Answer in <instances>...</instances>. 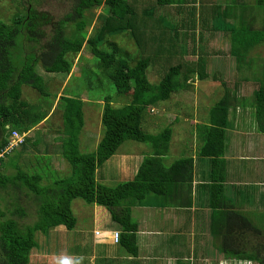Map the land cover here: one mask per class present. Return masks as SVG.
Instances as JSON below:
<instances>
[{"label": "trees", "instance_id": "obj_1", "mask_svg": "<svg viewBox=\"0 0 264 264\" xmlns=\"http://www.w3.org/2000/svg\"><path fill=\"white\" fill-rule=\"evenodd\" d=\"M50 1L17 0L19 6L8 21L0 18V151L7 145L12 131L26 134L19 145L22 154L28 147L37 151V138L28 136L27 132L47 112L37 102L30 105L24 101L22 91L28 87L41 96L49 95L38 67L49 74L68 75L72 69L69 56L81 52L86 44L94 63L90 69L82 70L85 83L88 88L112 87L114 91L112 94L107 90L104 94L102 136L90 152H82L79 146L78 138L85 122L82 99L61 96L62 131L57 129L54 149L58 147L61 157L69 163L68 176L45 183L44 171L43 174L29 172L17 164L7 165L15 170L5 173L6 165L0 157V264H29L30 253L37 246L36 232L47 234L60 226L73 230L77 220L71 203L75 198L106 208L120 229L117 241L131 256L138 252V223L131 216V206H161L169 200L176 201L175 207L190 208L194 158L181 156L165 163L171 148L172 128L167 126L153 134L142 123L150 110L161 108V101L168 102L173 94L188 88L192 76L199 80L212 77L211 81L224 88L223 95L208 111L207 123L197 125L201 145L196 155L210 162L208 192L213 246L226 264H264V226L256 225L245 212L230 211L219 200L224 191L229 114L236 112L234 108L240 101L247 100L238 96L237 88L243 82L234 81L230 87L226 77L242 66L250 67L253 48L264 41V19L255 26L256 17L264 10V0H226L217 6L205 4L200 10L192 6L184 8L190 0H66L67 8L58 17L44 7ZM173 5L188 20L181 22L162 12ZM257 7L260 10L255 17L253 11ZM97 8L101 9L99 14L94 11ZM214 16L218 25L212 26L216 29L220 22L224 24L228 20L224 29H220L223 33L219 41H227L229 45L224 53L229 57V66L223 74L215 65L216 68L207 71L202 42L198 39L201 35L197 36L196 30V27L209 29L208 19ZM120 37L133 39L137 51L129 53L111 40ZM188 42L191 49L187 53L200 51L201 57H184ZM216 52H207L206 58L215 59ZM149 72L157 78L155 81H150ZM253 80L257 83L252 93L255 124L257 131L264 134V80ZM114 95L123 97L124 103L113 104ZM127 141L147 144L150 152L141 153V162L132 179L102 184L96 179L98 168ZM48 149L43 152L47 153ZM35 159L40 168L47 158L35 155ZM125 202L131 206H123ZM232 212L240 216L235 225L230 221ZM30 214L34 218L26 222ZM178 245L185 253L190 251L186 243ZM201 249L202 254H208V247ZM195 252H200L199 248ZM218 258L212 264H219Z\"/></svg>", "mask_w": 264, "mask_h": 264}, {"label": "rangeland", "instance_id": "obj_2", "mask_svg": "<svg viewBox=\"0 0 264 264\" xmlns=\"http://www.w3.org/2000/svg\"><path fill=\"white\" fill-rule=\"evenodd\" d=\"M199 1L200 2L190 0L185 4L184 8L192 6L194 8L197 7L200 10L201 7H204L205 4L208 3L216 4L215 6H217L218 4H225L226 2V0ZM228 2L226 4H228ZM66 4V0H52L45 3L44 7L58 17L66 10ZM16 6H19L17 0H0V18L4 21H8L12 13L17 9ZM175 8L178 7L175 5L169 6L166 10L163 8L162 12L169 13V18H174L175 20L180 19L181 22L188 20V17H183V13L178 14V12L175 11ZM100 10V8H97L94 11L96 14H99ZM259 10V7L255 8L253 16L256 17ZM159 12L161 13V11ZM156 14H158V11ZM261 19H264V10L256 17L257 23L255 26L259 25ZM208 22H210V24L209 29L207 30L196 27V30L198 31L197 36L201 35L198 39L201 40V45L203 46L202 50L204 53H202V56H204L203 59H205V63L208 64L206 65L208 67L207 71H211V69H214L216 68L215 66H217V70H222V72L220 70L219 71L223 74L224 70L229 66V57L224 54L228 51L229 45L227 41H219L221 39L220 35L223 33L220 29L225 26L224 24L225 22H228V20L226 19L224 24L223 22H220L218 29L213 28L212 26V24H217L215 16L213 18H209ZM230 22L232 23V21ZM262 28H264V24L262 25ZM90 29L91 28H89V30ZM111 40H114L116 45L122 46L129 53L137 51L135 41L133 39L120 37ZM198 47L199 45L196 44V48ZM188 49H191L190 42L185 45L184 57L186 59H195V57L200 56L201 54L200 51H197L196 54H188ZM211 51L218 52H216L217 54L215 59L212 58L210 60L209 56L208 58L206 57L209 55L207 52ZM250 55L252 56V64L250 67L246 68L245 66H242L238 71L235 70V72H230L226 77L228 79L227 86L230 87L234 86V81H238L239 84L243 82V85L241 86L240 84L237 88L238 96L240 99H247L240 101L237 108H234L236 113L232 114L230 112L229 114L230 123L227 128V137H225V144L227 145L231 140V128L233 127V125H231L233 123L232 120H237L236 123H238L241 127H244L247 132L246 134L243 133L245 136L250 132L249 130L251 126L253 127L255 125L252 93L257 83L253 79L264 80V41L261 42L260 45L254 47ZM69 58L72 62V69L68 75L49 74L41 67H38L37 71L45 80V88L49 93L48 96H41L36 90L28 87L23 88L22 98L24 101L30 105L37 102L39 108L42 111L47 112V116L36 126L32 127L29 132H27L28 136L37 138V151L34 150L33 147H28V150L22 154V147L18 146L14 150L12 149L9 154L3 157V161L6 165L5 173H13L15 169L11 166L17 164L22 169L27 168L26 171L29 172L36 171L43 174L44 171L46 176L43 182L45 183L52 182V180L57 177H65L70 174L71 171L69 163L61 157L60 149L58 147L54 149V145L57 146L55 138L59 135L57 129L62 131V109L59 105L60 98L63 94L81 98L83 101L85 122L78 138L80 150L82 152L92 151L95 148L96 143L101 138L103 130L101 125V114L104 94L107 90L113 94L114 90L112 87H109V89L107 88L106 90L96 87H93V89L88 88V84L84 81L85 76L82 75V70L84 68L90 69L93 66L94 58L93 54L87 50L86 44H84L81 52L76 55H71ZM148 76L150 81H155L157 79L152 72H149ZM193 77L194 76H192V79L190 78L189 80L190 86L188 88H184L173 94L168 102L161 101V108L158 111L156 109L150 110L147 117H144L145 120L142 123V127L147 132L153 134L160 132L167 126L172 128L173 138L171 141V148L165 158V163L167 164L181 156H191V154H189L191 149H185L186 146L184 145L196 144V148H199L201 141L198 138L197 125L207 123L206 121L208 119V111L210 107L223 95L224 92L223 86L210 80L212 77L208 80H199ZM124 100L125 99L123 97L114 95L112 103L120 105L124 103ZM243 112L244 115L241 118ZM48 147V152L44 153L43 149ZM182 149L185 150L181 151ZM257 149L258 148H256V150ZM149 152L150 148L147 144L135 141H127L123 143L118 148L117 152L98 168L96 179L106 185H113L117 182H124L132 179L139 163L141 162L143 155H141V153ZM35 155H43L47 158L45 162H42L44 165L40 166V168L36 166L37 162ZM151 197H153V195ZM151 197L149 202L151 201ZM175 202H170L168 200L167 205H164L167 206V213H160L163 216L173 217L170 214V209L175 206ZM128 205L131 206V203H123V206ZM71 208L77 220L74 229L69 231L65 227L60 226L51 229L47 234L36 232L35 238L37 246L34 247L30 253L29 264H89L92 251L89 242L95 239L96 232L100 235L103 229L118 228V225L111 220L110 215L108 216V211L104 207L89 204L80 198H75L71 203ZM139 208H142V206H131V216L134 220H138V223H140L141 218H143L142 221L154 219L151 215L152 211H149V215H146L144 211L138 210ZM253 214L254 213H252V215ZM261 215H264V213L258 210V216ZM33 218V214H30L25 221L29 222ZM191 221V212L187 211L185 223L188 224L191 223ZM147 226L148 225H145V227ZM156 226L163 227V223L158 221L153 225L154 228ZM175 226L178 227V224H175ZM259 227H262L260 222ZM149 230L150 228H145V232ZM197 244L199 246V251L201 252L202 246L199 245V243ZM178 247L180 246L178 245ZM178 247L176 245L174 249L176 250ZM167 254L168 256L171 255L169 253ZM179 259L181 263H184V261L181 260V257ZM101 260L108 261V259ZM175 262L176 261H173V264H175ZM235 264L249 263L237 262Z\"/></svg>", "mask_w": 264, "mask_h": 264}, {"label": "crops", "instance_id": "obj_3", "mask_svg": "<svg viewBox=\"0 0 264 264\" xmlns=\"http://www.w3.org/2000/svg\"><path fill=\"white\" fill-rule=\"evenodd\" d=\"M243 115L244 112L241 118ZM232 121L231 140L228 145L226 144L224 153L226 161L224 191L219 200L224 201L230 211H237L238 214L245 212L256 225L259 226L260 222L263 227L264 220L258 217H264V215L258 216V210L264 213V134L257 131V124H255L250 130L246 128L250 132L248 131L249 133L245 136L243 133L247 132L244 127L238 125L237 120ZM184 146H186L185 149H191L189 154L194 158L190 208L172 207L170 214L174 217L173 219L171 216H163L160 213H167V206L163 204L149 207L137 205L142 206L138 210L144 211L146 215L152 211L151 215L154 217L153 220L145 221L141 218L140 223L135 220L138 223L137 254L129 255L120 242L114 240V233H120V229L106 228L89 242L92 248L89 264H173V261H176L175 264H212L218 257L220 261L218 263L224 264L212 243V209L209 205L208 192L210 162L196 155V144ZM187 211L191 212L192 220L188 224L185 223ZM238 214L233 212L230 214V217L232 216L230 221L232 219L234 225L239 221ZM158 221L163 223V227L154 228L153 225ZM175 224H178V227ZM145 225L148 226L145 227ZM217 227H219L218 223ZM145 228L150 230L145 232ZM179 243L189 245L190 251L185 254L182 247H178ZM197 243L203 248L208 247V254L195 252L196 248H199ZM176 245L178 249L175 250ZM167 253L171 254L170 257ZM180 257L184 263L180 262ZM101 259H108V261Z\"/></svg>", "mask_w": 264, "mask_h": 264}, {"label": "built area", "instance_id": "obj_4", "mask_svg": "<svg viewBox=\"0 0 264 264\" xmlns=\"http://www.w3.org/2000/svg\"><path fill=\"white\" fill-rule=\"evenodd\" d=\"M12 141H10V143L8 144V147H7V151H10L12 149V147L14 145H17V144H20L23 142V136H19V134L17 132H12V136H11ZM98 234V232H96V235ZM114 240L117 241L118 240V233H114Z\"/></svg>", "mask_w": 264, "mask_h": 264}, {"label": "clouds", "instance_id": "obj_5", "mask_svg": "<svg viewBox=\"0 0 264 264\" xmlns=\"http://www.w3.org/2000/svg\"><path fill=\"white\" fill-rule=\"evenodd\" d=\"M12 132H14V131H12ZM12 132H11V135L8 137V143H7V145L4 147V149H2V151H0V157H4L5 155H7V154H9L10 152H11V150L13 149L14 150V148H16V147H18L20 144H17V145H14L13 147H12V149L10 150V151H7V147H8V144L10 143V141H12V139L13 138H11V136H12ZM16 132V131H15ZM18 133V132H17ZM19 134V133H18ZM26 134L25 133H21V134H19V136H23V139H24V136H25ZM24 141V140H23Z\"/></svg>", "mask_w": 264, "mask_h": 264}]
</instances>
